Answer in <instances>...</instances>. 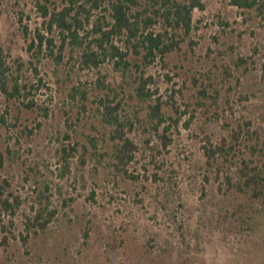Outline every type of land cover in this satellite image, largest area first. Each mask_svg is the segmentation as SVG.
I'll return each instance as SVG.
<instances>
[{
  "label": "rangeland",
  "instance_id": "obj_1",
  "mask_svg": "<svg viewBox=\"0 0 264 264\" xmlns=\"http://www.w3.org/2000/svg\"><path fill=\"white\" fill-rule=\"evenodd\" d=\"M36 1L0 0V46L6 61L14 73L23 74L21 82L34 84L32 93L19 100L0 95V113L8 110L0 123V149L6 154L0 173L23 199L13 219L15 237L0 246V264H264V214L252 233L224 234L216 227L217 204L228 200L218 194L212 174L205 179L202 151L206 132L216 142L242 116L257 123L256 100L233 98L230 107L219 101L209 111L195 104L205 74L210 70L218 82L221 65L234 53L251 55L252 46L264 43V27L243 21L229 0H205V9L193 12L194 27L181 49L145 67L154 77L151 86L157 95L166 99L172 89L182 93L175 94L178 113L163 106V126L170 123L169 116L179 120L167 131L172 143L157 155L159 167L143 147L149 134L137 128L130 136L140 149L128 171L138 178L113 173L107 155L100 162L89 157L84 166L75 155L63 172L62 144L79 141L91 149L88 138L93 137L98 152H109L95 98L98 72L125 98L138 71L121 73L108 60L98 69H81L66 62V52L59 65L45 52L38 61L32 59L24 26L31 34L42 28ZM261 52L255 55L258 66L264 60ZM17 62L23 64L21 71ZM74 87L87 91L85 109L79 94L71 96ZM31 98L35 105L28 108ZM125 102L131 111L133 100ZM44 184L48 210L56 213L44 231L28 233L24 245L20 234L26 235L25 215L34 214L31 206L38 207L37 191Z\"/></svg>",
  "mask_w": 264,
  "mask_h": 264
},
{
  "label": "trees",
  "instance_id": "obj_2",
  "mask_svg": "<svg viewBox=\"0 0 264 264\" xmlns=\"http://www.w3.org/2000/svg\"><path fill=\"white\" fill-rule=\"evenodd\" d=\"M229 3L240 11L243 21H258L264 27V0H229ZM36 6L42 28H35L31 34L24 26L25 34L30 37L28 51L32 59L38 61L45 52L59 65L66 52V62H73L71 65L77 64L81 69H98L108 60L121 73L133 68L138 71L133 75L135 85L125 98H120L106 75L98 72L93 82L95 98L109 152H98L93 137L88 138L91 149L79 141L62 144L63 172L68 171L70 158L75 155L79 166H84L89 157L100 162L107 155L113 173L138 178L128 171L140 149L130 136L137 128L149 134L143 139V147L149 151L150 161L159 167L157 155L172 143L167 131L171 125L177 126L179 120L169 116L170 123L163 126L166 118L163 106L171 105L178 113L175 94L181 90L172 89L163 99L157 95V88L151 86L154 77L146 74L145 67L156 58L164 59L181 49L194 27L193 12L204 10L205 0H37ZM229 49L233 52V47ZM261 49L264 57V43L252 46L251 55L234 53L230 62L221 65L218 82L209 70L204 77L206 82H199L196 90L195 104L205 111L213 106L218 108L219 101L230 107L233 98L239 102L250 98L256 100L257 123L253 118L242 116L219 141H212L207 132L204 135L205 179L212 174L218 183V194L228 200L225 204H217L215 210V225L224 234L252 233L264 214V60L258 66L255 58ZM29 65L37 73L33 60ZM22 67L23 64L17 62L16 70L21 71ZM21 78L23 74L11 70L0 46V95L5 100H19L32 93L34 84L21 82ZM197 81L194 79V83ZM76 94L85 109L87 91L74 87L71 96L74 98ZM126 98L135 104L131 111L125 109ZM25 105L32 108L35 102L31 98ZM7 114V109L0 113V123H5ZM153 137H156L155 141ZM5 159V152L0 149V171ZM47 191L48 185L44 184L37 191L38 207L31 206L34 214L25 215L26 235L20 234L24 245L27 234L44 231L56 213L48 210ZM22 202L21 196L11 189L9 179L0 173V246L6 247L9 238L15 237L13 219Z\"/></svg>",
  "mask_w": 264,
  "mask_h": 264
}]
</instances>
